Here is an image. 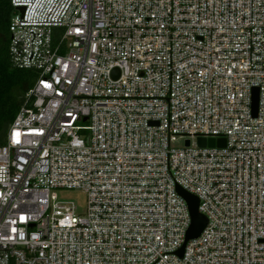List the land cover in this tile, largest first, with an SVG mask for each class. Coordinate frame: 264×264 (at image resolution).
I'll return each instance as SVG.
<instances>
[{
    "label": "built area",
    "instance_id": "2783aa9c",
    "mask_svg": "<svg viewBox=\"0 0 264 264\" xmlns=\"http://www.w3.org/2000/svg\"><path fill=\"white\" fill-rule=\"evenodd\" d=\"M11 4L38 80L0 147V264H264V0ZM178 187L208 219L183 257Z\"/></svg>",
    "mask_w": 264,
    "mask_h": 264
},
{
    "label": "trees",
    "instance_id": "16d2710c",
    "mask_svg": "<svg viewBox=\"0 0 264 264\" xmlns=\"http://www.w3.org/2000/svg\"><path fill=\"white\" fill-rule=\"evenodd\" d=\"M11 0H0V147L6 145L11 124L25 104L38 74L13 65L10 55Z\"/></svg>",
    "mask_w": 264,
    "mask_h": 264
},
{
    "label": "water",
    "instance_id": "95a60500",
    "mask_svg": "<svg viewBox=\"0 0 264 264\" xmlns=\"http://www.w3.org/2000/svg\"><path fill=\"white\" fill-rule=\"evenodd\" d=\"M20 10L24 11V8H21ZM114 76L118 77V71L114 72ZM258 101H259V91L255 90L254 96H253V115L254 117L257 116ZM189 144L190 143L188 141L187 146H189ZM198 144L202 148H205V147L212 148L215 146L223 148L226 146V141L224 139L215 141L214 139L207 140L204 138H199ZM177 191L186 200L188 207H189L190 214H191V219H192L191 227L187 233L185 243L178 252V256L183 257L187 244L189 243V241L198 239L202 235L203 231L208 225V219L205 215H203L199 211L200 200L197 196L185 191L184 189L180 187L177 188Z\"/></svg>",
    "mask_w": 264,
    "mask_h": 264
},
{
    "label": "rangeland",
    "instance_id": "374dc122",
    "mask_svg": "<svg viewBox=\"0 0 264 264\" xmlns=\"http://www.w3.org/2000/svg\"><path fill=\"white\" fill-rule=\"evenodd\" d=\"M61 201L73 202L77 205L79 213H84L87 206V196L80 191H59Z\"/></svg>",
    "mask_w": 264,
    "mask_h": 264
}]
</instances>
